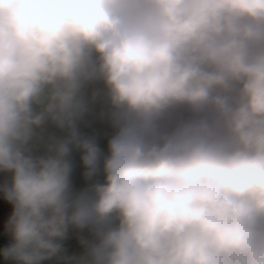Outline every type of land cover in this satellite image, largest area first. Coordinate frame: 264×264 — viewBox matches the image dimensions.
Listing matches in <instances>:
<instances>
[{
	"label": "clouds",
	"instance_id": "clouds-1",
	"mask_svg": "<svg viewBox=\"0 0 264 264\" xmlns=\"http://www.w3.org/2000/svg\"><path fill=\"white\" fill-rule=\"evenodd\" d=\"M0 172L14 264H264V0H0Z\"/></svg>",
	"mask_w": 264,
	"mask_h": 264
},
{
	"label": "crops",
	"instance_id": "crops-1",
	"mask_svg": "<svg viewBox=\"0 0 264 264\" xmlns=\"http://www.w3.org/2000/svg\"><path fill=\"white\" fill-rule=\"evenodd\" d=\"M82 131L86 134H95L101 137L103 144L106 149V132L108 131L106 127L100 125L98 122L92 121L88 124L82 126ZM79 153H73V174L72 182L75 189L83 188L86 184L83 177V166L79 160ZM10 180V174L0 172V250L5 246L10 244L8 241L10 232L7 229V220L12 212V205L4 199L3 187ZM66 254L68 255H78L81 252V246L78 240V234L74 230H70L69 236L65 241ZM0 264H14L11 260H5L2 255H0ZM45 264H58L57 261H47Z\"/></svg>",
	"mask_w": 264,
	"mask_h": 264
},
{
	"label": "built area",
	"instance_id": "built-area-1",
	"mask_svg": "<svg viewBox=\"0 0 264 264\" xmlns=\"http://www.w3.org/2000/svg\"><path fill=\"white\" fill-rule=\"evenodd\" d=\"M96 136H97L98 143L100 144L101 148L105 149V146L103 144L101 137H99L98 135H96ZM8 241L11 242V236L9 237Z\"/></svg>",
	"mask_w": 264,
	"mask_h": 264
}]
</instances>
